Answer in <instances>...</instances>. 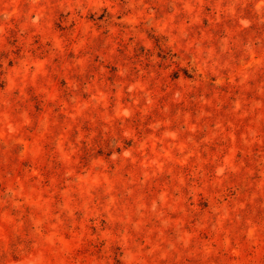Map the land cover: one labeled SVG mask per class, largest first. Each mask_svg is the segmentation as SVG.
Wrapping results in <instances>:
<instances>
[{
  "label": "rangeland",
  "instance_id": "rangeland-1",
  "mask_svg": "<svg viewBox=\"0 0 264 264\" xmlns=\"http://www.w3.org/2000/svg\"><path fill=\"white\" fill-rule=\"evenodd\" d=\"M0 264H264V0H0Z\"/></svg>",
  "mask_w": 264,
  "mask_h": 264
}]
</instances>
